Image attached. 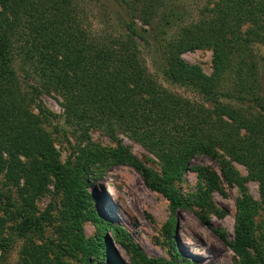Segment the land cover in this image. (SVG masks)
Listing matches in <instances>:
<instances>
[{
	"label": "trees",
	"instance_id": "obj_1",
	"mask_svg": "<svg viewBox=\"0 0 264 264\" xmlns=\"http://www.w3.org/2000/svg\"><path fill=\"white\" fill-rule=\"evenodd\" d=\"M114 1L120 8V31L112 35L82 28L75 0H0V176L4 189L16 187L24 208L28 200L49 192L51 183L54 192L63 195L66 227L60 242L82 253L84 264H98L105 257L106 232L118 229L94 211V197L87 189L93 172L129 166L168 202L171 215L192 204L209 210L208 190L217 188L216 177L209 174L206 191H199L198 199L183 197L174 185L194 156L206 155L218 163L225 183L237 185L241 193L231 241L223 231L213 232L232 251V264H258L250 249L259 226L255 218L264 209V79L259 74V62H264V0H203L193 18L179 0ZM18 40V55L32 61L42 89L62 99L66 123L83 130L72 160H57L51 137L30 111L16 82L11 63ZM145 49L150 50L155 72L195 92L203 102H190L164 88L149 72ZM203 49L212 54L210 76L180 58L184 52ZM90 130L102 131L115 146L90 141ZM119 131L158 160V172L117 141ZM232 162L244 166L257 181L260 203L246 194ZM1 189L0 213L7 218L15 213L25 217L10 202L8 190ZM2 215L0 230L6 222ZM200 219L209 226L206 217ZM86 220L96 227L89 239L80 229ZM37 224L23 221L17 230L25 235ZM169 234L172 239L173 232ZM124 242L131 264L161 263ZM5 248V241L0 240V252ZM21 256L22 264L47 261L46 249L35 245L23 247ZM172 264L199 263L176 255Z\"/></svg>",
	"mask_w": 264,
	"mask_h": 264
},
{
	"label": "rangeland",
	"instance_id": "obj_2",
	"mask_svg": "<svg viewBox=\"0 0 264 264\" xmlns=\"http://www.w3.org/2000/svg\"><path fill=\"white\" fill-rule=\"evenodd\" d=\"M75 1L82 28L90 32H108L112 35L120 31L117 15L120 8L114 0ZM179 2L191 18L195 17L197 8L203 5V0H179ZM136 23L139 25V22L136 21ZM20 43L19 40L14 43V56L11 63L16 82L28 100L30 111L38 116L42 128L51 137L53 148L58 154L57 160L61 163L69 158L72 160L76 141L83 130H77L66 123L64 109L61 105L62 99L55 92L46 93L42 89L39 77L34 73L35 67L32 61L23 54L18 55ZM256 49L258 55H262V49L260 47ZM143 55L149 72L164 88L190 102H203L201 96L195 92L171 84L155 72L150 65V50L145 49ZM180 58L188 64L199 66L203 74L211 75L212 54L210 50L184 52ZM259 74L264 79V62L262 61L259 62ZM31 87L34 88L31 89ZM89 137L90 141L100 146H115V142L102 131L90 130ZM116 139L128 148L130 153L144 166L153 171H159L158 160L143 146L120 131L116 133ZM20 160L25 161L22 156ZM231 164L242 179L246 194L260 203L257 181L249 177L247 169L241 164L235 162ZM43 171L46 173L45 170ZM209 174L218 180L217 188L208 190L209 206L206 208L209 210L201 211L192 204L190 208H181L171 215L168 202L159 193L150 190L141 174L134 168L116 165L107 167L102 174L93 172V180L87 189L94 197V211L99 219L109 222L118 229L117 232L112 230L106 232V242L103 245L105 257H100L97 263L131 264L129 251L122 244L125 241V245L128 242L132 243L147 258L159 260L160 264H172L176 255L199 264H232L235 260L232 251L216 236L213 229L223 231L227 240L231 241L236 202L241 197L240 188L237 185L226 184L221 176L218 163L206 155L194 156L174 185L183 197L198 199V192L206 189ZM4 183L3 177L0 176V188L4 189ZM47 189L49 192L28 200L26 207L23 208L16 187H5L4 191L8 190L10 202L19 207L25 217L20 218L15 213L16 215L13 214L7 218L0 213L6 221L0 230V240H4L7 245V248L0 252V264H22V248H28L30 245L46 249L45 264H84L82 253H74L68 249L64 241L60 242L66 227L61 202L63 195L56 194L51 183L48 184ZM202 215L208 219L209 226L201 221ZM28 220L38 224L25 235L20 234L17 227L23 221ZM255 220L259 226L255 231L254 244L250 251L258 264H264L263 207L258 210ZM95 228L90 220L80 223L81 233L85 239L93 237ZM171 231L173 240L169 238Z\"/></svg>",
	"mask_w": 264,
	"mask_h": 264
}]
</instances>
